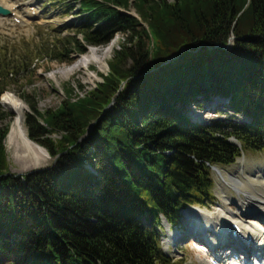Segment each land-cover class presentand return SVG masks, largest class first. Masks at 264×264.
<instances>
[{"label": "trees", "instance_id": "1", "mask_svg": "<svg viewBox=\"0 0 264 264\" xmlns=\"http://www.w3.org/2000/svg\"><path fill=\"white\" fill-rule=\"evenodd\" d=\"M80 6L85 22L74 35L90 46L114 34L126 43L90 91L70 86L44 112L25 101L28 138L48 152L49 167L10 173L12 116L0 108V264H175L159 246L161 218L176 226L184 208L213 204L210 167L264 151V0ZM64 45L53 60L65 59ZM15 65L0 60V96ZM213 98L245 121L187 115Z\"/></svg>", "mask_w": 264, "mask_h": 264}, {"label": "rangeland", "instance_id": "2", "mask_svg": "<svg viewBox=\"0 0 264 264\" xmlns=\"http://www.w3.org/2000/svg\"><path fill=\"white\" fill-rule=\"evenodd\" d=\"M24 1L29 2L30 0ZM80 2L81 0H36V15L31 21L22 26L19 24L18 19H14L12 14L6 17V22L2 27L0 26V60L3 61V64H8L9 68L14 67L15 64L18 67H15V72L9 73L7 79L3 78L1 80L2 88L5 89L3 93L6 92V94L12 95L24 102L29 100L36 107V110L44 112L58 108L70 86L76 90L81 86L85 88V91H90L97 83L101 82L100 76L108 73V64L114 60L116 52L121 50L122 45L126 43V37L122 34H114L105 44L90 46L81 36L77 37L74 35L84 24L86 17L85 10L80 6ZM8 4L12 5L13 1L8 0ZM120 12L124 13L125 11L120 9ZM17 13L19 14V12ZM127 13L138 18L132 7H130V11ZM98 25L100 24L96 26ZM143 25L145 26V24ZM94 31V28H92V32ZM60 44H65V48L62 50V55L65 59L63 61L53 60L52 54L59 49ZM108 44H111V52L105 54ZM82 46L85 48V53L79 51V48ZM133 54V56H137L135 48H133ZM86 55L89 56L87 57L89 63L83 61L82 69L70 72V67L76 61L85 59ZM134 59V57L126 59L124 67H131L135 61ZM82 95L80 93L79 96L81 97ZM0 103V108L12 116L9 126L10 131L13 114L4 107L1 101ZM224 103H226L225 100L213 98L212 101L201 104L199 109H196L191 104L188 107L189 111L187 115L201 124H208L212 120L223 122L245 121L243 116L230 112ZM30 111V107L28 106L25 116ZM53 137L57 138L56 136ZM8 143L7 135L4 147L7 155L8 169L11 174L25 175L33 170L45 169L52 163L50 156L48 158L37 159L22 157L20 154L15 153L14 147L12 149ZM240 158L244 159L243 171L245 173L241 174V176L238 175V181H241L240 188L239 186L228 187L222 184L216 174L211 171L213 204L205 207L199 206L198 208L207 209L209 212L221 209V213L225 214L226 217L230 213H235L242 221L246 219L254 220L264 236L263 222L254 219L253 214L250 213L252 211L260 215L261 213L256 210L259 208V204L246 202L245 205L249 206H246L247 209H245V205L241 204V206L236 202L240 201L239 199H244L242 193L244 191L254 197L258 203L262 202L260 203V207L264 208V183H261L264 182V151H242V156L238 157L232 165L216 167L232 172ZM242 182L244 183L242 184ZM226 197L229 199L224 202ZM239 208L242 209L241 212ZM226 220L228 224L231 223V219ZM185 223L186 221L182 219V222L177 227H170L176 233V236L175 240L170 241L167 248L165 240L168 234L163 229L160 241L161 250L175 264H208L209 256L195 249L197 245L192 241L193 235L187 230L188 227ZM226 241L231 243L228 239ZM217 251L218 254L222 255L231 252L227 247L225 251ZM241 251L243 250L240 249ZM236 254L240 256V253L236 252ZM226 259L227 264H233L230 259Z\"/></svg>", "mask_w": 264, "mask_h": 264}, {"label": "bare ground", "instance_id": "3", "mask_svg": "<svg viewBox=\"0 0 264 264\" xmlns=\"http://www.w3.org/2000/svg\"><path fill=\"white\" fill-rule=\"evenodd\" d=\"M11 1H13V4L9 5L8 0H0V6L8 10L9 13L13 15L15 20L18 19L19 24L21 26L32 20V18L36 14V10H35L36 0L33 1L30 0L29 2H25L24 0H11ZM17 12H19V14ZM6 19L7 18L0 17L1 27L6 22ZM110 52H111V44H108V47L105 49V54H108ZM87 57L89 56L86 55L85 59L78 60L76 62L74 61L75 63L70 67V72L82 69L83 61L85 63H89ZM0 101L2 102L4 107L7 108L13 114L12 126L10 131H8L7 135L9 141L8 144L12 149L14 147L15 153L20 154V156L22 157H30L32 159L48 158L46 152L42 149V147L40 148V146L36 143L35 145L28 138L27 130L24 123L25 122L24 116L25 113L27 112V107H28L27 104L23 100H20L12 95L6 94V92L1 94ZM243 166H244V159L240 158L238 159V164L236 165L235 169L232 172L218 169V173L216 174V176L218 177V179L222 184L228 187L239 186L240 188L241 181H238V175L241 176V174L242 175L245 174L243 171L244 168ZM243 183L244 182H242V184ZM242 193L244 195V199H239L240 201H236V202H238V204L240 205L242 204L243 206L245 205L246 202L251 204L253 203L259 204V208L256 210H258V212L261 213L260 215H262V218H264V208L260 207V203L262 202L258 203L257 200L254 199V197L248 195L247 192L243 191ZM228 199L229 198L226 197V200H224V202L228 201ZM246 206L249 205H245L244 206L245 209H247ZM241 210L242 209L239 208L240 212ZM250 213L254 215L253 217L254 219L260 218V216H258L254 212L251 211ZM256 215L258 217H255ZM237 216L238 215H236L235 213H230L229 216L226 217L225 214L221 213V209H217L215 212H209L207 209H200L198 207L188 208L183 212V217L187 222V226L189 227L192 233H195L196 235L195 237L201 236V234H208L209 236V232L212 231L213 235H215L217 239L219 236L221 237L219 242L225 240L223 247L217 248L221 252L223 251L224 246H227L229 247V249H231V253L229 254V256H231L237 251H239L240 253V249L244 251L245 256L246 255L250 256L253 253L254 254L259 253L260 255H263L264 236L263 233L258 228V226L256 225V222L251 219H246L245 221H242ZM226 219H231V223L238 226L241 231L239 237L235 241L231 239L230 244L226 243V239L228 240L230 239L228 235L227 236L225 235V232L227 230L225 229L226 228L225 226L226 223H228ZM166 227H167L168 236L167 239L165 240V246L167 248V246L170 244L172 237L174 236V232H172L167 225ZM223 236H225V238ZM217 239L216 240L211 239L210 247H214L216 245ZM233 242H237L238 246L234 245ZM195 249L198 251L199 247H196ZM215 253H216V257L223 259L222 254H217L218 251H216Z\"/></svg>", "mask_w": 264, "mask_h": 264}, {"label": "water", "instance_id": "4", "mask_svg": "<svg viewBox=\"0 0 264 264\" xmlns=\"http://www.w3.org/2000/svg\"><path fill=\"white\" fill-rule=\"evenodd\" d=\"M10 15V13H9V11L8 10H6V9H4V8H2V7H0V16L1 17H8ZM231 40H233V37H231V39L229 40V42H231ZM230 142L232 143V144H234V145H236L237 147H240V145L239 144H237V142L234 140V139H231L230 140ZM41 148V147H40ZM45 152H46V154H47V156H49V154H48V152L44 149V148H42ZM56 160V158L54 159V161ZM41 170H43V169H39V171H41ZM211 170L215 173V174H217L218 173V169L217 168H215V167H211ZM34 171V170H33ZM33 171H30V172H28L27 174H29V173H32ZM27 174H25V175H27ZM192 208V207H191ZM188 209V208H187ZM186 210V209H185ZM183 212H184V210L181 212V215L183 216ZM189 228V227H188ZM195 234V233H194ZM176 236V233L174 232V237Z\"/></svg>", "mask_w": 264, "mask_h": 264}]
</instances>
